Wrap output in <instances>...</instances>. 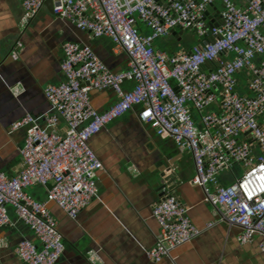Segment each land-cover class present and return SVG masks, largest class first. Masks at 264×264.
Segmentation results:
<instances>
[{
    "label": "built area",
    "instance_id": "obj_1",
    "mask_svg": "<svg viewBox=\"0 0 264 264\" xmlns=\"http://www.w3.org/2000/svg\"><path fill=\"white\" fill-rule=\"evenodd\" d=\"M44 1L20 0V24ZM240 1L242 6L232 0H51L56 17L90 37H108L112 52L126 55L127 68L112 71L90 46L67 41L62 80L43 88L48 111L40 117L24 113L10 123L9 131L22 129L24 135L20 169L13 175L0 170V228L12 224L11 212L37 239L15 247L23 264H57L64 245L48 203L75 219L97 197L95 175L102 164L89 139L135 106L141 123L190 153V183L202 189L217 221L237 228L240 243L258 236L264 253V60L254 63L264 54V0ZM213 2L221 4L215 24L204 14ZM186 30L199 40L190 48L167 53L155 47L156 40ZM227 53L231 57L222 58ZM243 69L250 95L237 90L236 74ZM127 81L130 89L123 88ZM103 89L116 99L97 111L89 93ZM60 123L62 131L52 130ZM234 163L242 172L221 183L220 173ZM34 185L46 187L43 199L28 193ZM151 216L158 228L145 254L153 262L200 233L172 195L156 200Z\"/></svg>",
    "mask_w": 264,
    "mask_h": 264
},
{
    "label": "crops",
    "instance_id": "obj_2",
    "mask_svg": "<svg viewBox=\"0 0 264 264\" xmlns=\"http://www.w3.org/2000/svg\"><path fill=\"white\" fill-rule=\"evenodd\" d=\"M232 1L242 6L240 0ZM220 7L219 2L209 5L205 14L208 23L219 22ZM21 15L20 0H0V170L7 175L20 169L19 148L24 135L22 129L9 131V125L24 113L40 117L48 111L43 88L63 78V43L73 41L90 46L112 71L127 68L126 55L113 53L108 37H90L86 31L56 17L50 2L44 1L25 25L20 24ZM137 26L141 32H147L139 21ZM198 42V37L186 30L158 39L154 45L173 53ZM230 57V53L222 55L224 59ZM260 59L264 60V54L257 55L254 63ZM236 78L238 92L250 95L247 70L239 71ZM132 85L127 81L123 88L130 89ZM115 99L110 89L89 93L90 103L97 111L106 109ZM139 109L135 106L89 139L102 164L95 175L97 197L75 219L67 217L54 203H48L64 245L57 264H264V253L257 245L260 238L255 235L252 241L240 243L236 239L237 228L217 221L213 207L203 200L202 189L190 183L194 173L190 153L178 151L172 140L157 136L141 123L137 117ZM192 116L197 121L196 114ZM63 129V123L52 128ZM162 170L166 175L173 172L178 181L173 189L159 187ZM241 171L240 165L234 163L220 173L219 180L228 184ZM28 193L43 199L46 187L34 185ZM164 195L174 196L187 208L189 219L200 233L153 262L145 254L154 245L158 228L151 216V206ZM9 214L12 224L0 228V264H23L15 247L21 240L36 243L37 239L26 225ZM209 222L213 225L207 226Z\"/></svg>",
    "mask_w": 264,
    "mask_h": 264
},
{
    "label": "water",
    "instance_id": "obj_3",
    "mask_svg": "<svg viewBox=\"0 0 264 264\" xmlns=\"http://www.w3.org/2000/svg\"><path fill=\"white\" fill-rule=\"evenodd\" d=\"M45 1L51 3V0H45ZM208 10H209V6L206 7V11L204 14H206ZM177 184H178V181H176L173 175V172H169V174L166 175V173H163V170H162V172L160 173V185H159L160 188H162L163 190H164V187H167V189H173L175 185Z\"/></svg>",
    "mask_w": 264,
    "mask_h": 264
},
{
    "label": "rangeland",
    "instance_id": "obj_4",
    "mask_svg": "<svg viewBox=\"0 0 264 264\" xmlns=\"http://www.w3.org/2000/svg\"><path fill=\"white\" fill-rule=\"evenodd\" d=\"M242 172V171H241Z\"/></svg>",
    "mask_w": 264,
    "mask_h": 264
}]
</instances>
